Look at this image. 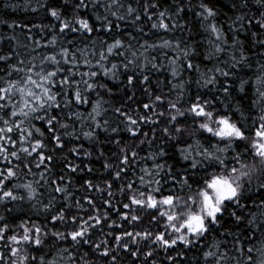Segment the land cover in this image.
<instances>
[{
    "label": "snow or ice",
    "instance_id": "1",
    "mask_svg": "<svg viewBox=\"0 0 264 264\" xmlns=\"http://www.w3.org/2000/svg\"><path fill=\"white\" fill-rule=\"evenodd\" d=\"M0 6V264H264V0Z\"/></svg>",
    "mask_w": 264,
    "mask_h": 264
},
{
    "label": "trees",
    "instance_id": "2",
    "mask_svg": "<svg viewBox=\"0 0 264 264\" xmlns=\"http://www.w3.org/2000/svg\"><path fill=\"white\" fill-rule=\"evenodd\" d=\"M19 1V0H18ZM5 11H8V13L14 17V18H18V19H24L26 16H29L30 13L27 12H21V11H16V12H11L10 10H4L2 8V6H0V14H3Z\"/></svg>",
    "mask_w": 264,
    "mask_h": 264
},
{
    "label": "rangeland",
    "instance_id": "3",
    "mask_svg": "<svg viewBox=\"0 0 264 264\" xmlns=\"http://www.w3.org/2000/svg\"><path fill=\"white\" fill-rule=\"evenodd\" d=\"M18 2L22 3L23 0H19ZM10 11H11V10H10ZM18 11L25 12V11H23L22 9H21V10H18Z\"/></svg>",
    "mask_w": 264,
    "mask_h": 264
}]
</instances>
